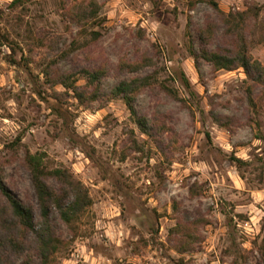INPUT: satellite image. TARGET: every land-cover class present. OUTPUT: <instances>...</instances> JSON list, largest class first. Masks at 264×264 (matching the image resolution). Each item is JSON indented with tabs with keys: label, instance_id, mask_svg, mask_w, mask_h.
<instances>
[{
	"label": "rangeland",
	"instance_id": "374dc122",
	"mask_svg": "<svg viewBox=\"0 0 264 264\" xmlns=\"http://www.w3.org/2000/svg\"><path fill=\"white\" fill-rule=\"evenodd\" d=\"M11 1L0 0L5 185L35 208L23 157L44 152L92 200L70 227L52 214L59 242L45 264H264V86L241 68L214 69L190 53L199 52L196 31L206 20L218 22L214 1L225 13L258 11L244 33L264 65L256 35L264 0ZM216 32L209 49L227 37L221 26ZM121 59L144 65L121 74ZM53 61L64 72L105 63L106 90L121 78L148 75L135 107L164 131L155 140L140 133L121 98L79 104L60 84L47 83ZM35 88L42 97L61 93L70 121L52 114ZM28 253L37 262L34 249Z\"/></svg>",
	"mask_w": 264,
	"mask_h": 264
},
{
	"label": "trees",
	"instance_id": "16d2710c",
	"mask_svg": "<svg viewBox=\"0 0 264 264\" xmlns=\"http://www.w3.org/2000/svg\"><path fill=\"white\" fill-rule=\"evenodd\" d=\"M26 1L12 0L10 5L13 7ZM209 4L216 12L218 22L206 20L204 27L196 31L195 40H197L199 52L196 54L191 50V55L196 59L204 60L214 69L241 68L252 83L264 86V65L250 53L251 43L244 33L246 20L253 19L256 22L258 11L248 17L247 10L225 13L214 1H210ZM90 14L94 15L92 11ZM220 26L223 28V35L227 37L222 39L214 49H209L212 40L217 38L216 31ZM83 32L85 33L84 27ZM92 34L94 37L99 35L96 31H92ZM256 35L258 40L264 42V22L257 27ZM143 65V61L129 62L121 59L118 70L121 74L133 73L141 69ZM26 74L30 77L28 71ZM107 75L108 69L103 62L94 67L81 66L64 72L53 61L44 71L48 84L52 86L60 84L65 92H71L79 104L121 98L140 133L154 140L157 139L158 135L164 131L163 127L156 122H149L147 117L139 113L135 107L136 93L150 84L149 76H134L129 79L124 77L106 90L103 88V80ZM80 78L84 79L82 84L77 83ZM188 84V82L185 83L187 87H189ZM34 92L46 102L52 114L64 123L70 121V112L59 103L61 93L56 92L53 96L42 97V91L39 88H35ZM251 93L252 86H249V100H251ZM70 140L78 142L72 137ZM133 147L141 150L135 139H133ZM87 156L97 163L91 153H87ZM229 158L236 164L241 162L233 155ZM23 164L29 172L36 199L35 208L27 206L6 187L3 179L4 162H0V264H14L11 257L21 256L24 257L19 264H45L59 242L54 234L52 214L55 212L59 220L70 227L92 204L83 183L68 168L52 165L46 153L26 151ZM30 248L34 249L38 263L28 253Z\"/></svg>",
	"mask_w": 264,
	"mask_h": 264
}]
</instances>
